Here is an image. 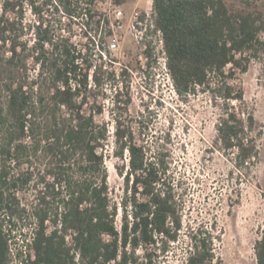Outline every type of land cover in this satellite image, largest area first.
<instances>
[{
  "label": "trees",
  "instance_id": "trees-1",
  "mask_svg": "<svg viewBox=\"0 0 264 264\" xmlns=\"http://www.w3.org/2000/svg\"><path fill=\"white\" fill-rule=\"evenodd\" d=\"M101 1L0 0V264H222L215 221L189 219L169 133L149 143L157 137L150 111L131 118V97L116 87L112 125L97 119L101 90L116 81L95 51L106 22ZM238 1L240 9L225 0H151V10L175 96L182 103L208 97L219 112L214 147L240 180L259 161L262 133L234 82L264 55V0ZM81 22L89 31L74 43L71 29ZM152 50L148 43L147 65ZM109 144L123 162L118 201L104 164ZM254 249L256 264H264V219Z\"/></svg>",
  "mask_w": 264,
  "mask_h": 264
},
{
  "label": "rangeland",
  "instance_id": "rangeland-1",
  "mask_svg": "<svg viewBox=\"0 0 264 264\" xmlns=\"http://www.w3.org/2000/svg\"><path fill=\"white\" fill-rule=\"evenodd\" d=\"M225 2L230 9L241 8L238 0ZM98 7L111 21L115 19V11L123 13L124 27L116 32L119 48L111 53L110 58L115 61L113 67L116 70L128 69L127 75L111 81V84L107 82L101 90L98 101L103 103L104 113L97 117L98 121L112 125L107 110L111 108L110 99L115 87L118 90L122 83L123 93L127 90L131 97L128 107L131 118H136L145 108L150 111L147 122L158 138L149 140V143L160 142L158 135L169 133L167 148L171 151L172 173L185 189L189 219L193 223L203 221L206 225L215 221L220 236L215 243V253L222 264H256L254 248L262 236L264 219V55L259 60H252L247 72L238 75L234 82L243 90L244 100L256 121V131L262 133L258 140V163L250 176L238 180L236 173L231 174L232 161L213 144L218 110L211 106L204 94L191 96L188 103H182L175 96L167 73L157 59L160 55L153 37L147 40L153 48V56L150 64L145 65L143 44H138L131 34L129 20L134 11L150 12L151 0H102ZM25 23L31 27L34 24L29 12ZM75 34L78 41L80 31L77 27ZM28 38L31 43L32 29ZM109 39H105L106 43ZM33 67L29 60L30 75H34ZM105 153L108 184L112 197L118 201L123 195L124 182L117 167L123 162L112 156L111 144ZM182 248L183 244L175 246L176 258L182 256ZM169 261L173 263L175 259L171 257Z\"/></svg>",
  "mask_w": 264,
  "mask_h": 264
},
{
  "label": "built area",
  "instance_id": "built-area-1",
  "mask_svg": "<svg viewBox=\"0 0 264 264\" xmlns=\"http://www.w3.org/2000/svg\"><path fill=\"white\" fill-rule=\"evenodd\" d=\"M99 10L101 11L100 8H99ZM29 14H31V13L29 12ZM33 18H34V21H35V17L34 16H33ZM103 18L106 19V22L104 23L102 21L101 25L99 27V30H98L99 37H101V39H103V43L100 45L102 48L100 47L98 49V46H95V49H96L95 51H98L97 54H100L102 56V60L105 62L104 63V69H106L108 71L114 70L115 79L117 81V80H120V78L122 77L121 75H119V72L122 69L128 70L127 67H123V68L121 67L119 70H116L113 67V64L115 63V61H113L110 58L111 53L113 51H115L117 48H119L120 41L117 38V33L116 32H117L118 29H122L124 27V24L122 23L123 13H122L121 10L115 11V17H114L115 19H114V21H111L110 18L107 17V15H105V13H103ZM129 22H130V25H129L130 32L135 37L136 42L138 44H143V51H144L143 55L144 56H145V50L147 48V44L150 43V41L147 42V40L152 39V37L155 39V44H156V47H157V53L160 55V57L157 58V59H158V61L160 59L161 64H162L164 70L167 73L168 80L170 81V84H171L169 73H168V70H167V67H166V57H165V51H164V46H163L162 34H161V31L158 30L156 28V26H155L153 15H152V10L150 12H145V13H139L137 11H134L130 15ZM76 27L80 31L79 39H80V36L82 35V33H84V31L87 29L86 27H84V23L83 22H81L79 24V26L73 25V27L71 29V33H72L71 35H72V41L74 43L78 42L76 40V34H75ZM87 30L89 31V29H87ZM62 33L65 36L68 35V32H66V30H65V26L62 27ZM106 38H110L107 41V43L105 41ZM97 40H98V38H96L95 44L98 43ZM31 44H32V42L30 43V45ZM152 54H153V50H152ZM145 59H146L145 65H147L146 56H145ZM99 63H100V61H98V64ZM89 80H90V82H92L91 75L89 76ZM107 82L108 81L105 82L106 85H107ZM108 84H109V82H108ZM121 86H122V83H121ZM121 86L119 87V91H120L121 94H124L123 93V89L121 88ZM171 86H172V84H171ZM113 95H111V98L113 97Z\"/></svg>",
  "mask_w": 264,
  "mask_h": 264
}]
</instances>
